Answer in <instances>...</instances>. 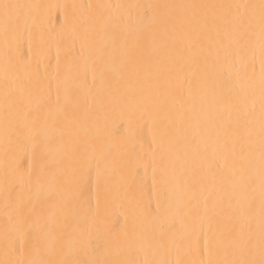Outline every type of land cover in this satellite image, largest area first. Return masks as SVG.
<instances>
[{
	"label": "snow or ice",
	"instance_id": "1",
	"mask_svg": "<svg viewBox=\"0 0 264 264\" xmlns=\"http://www.w3.org/2000/svg\"><path fill=\"white\" fill-rule=\"evenodd\" d=\"M0 264H264V0H0Z\"/></svg>",
	"mask_w": 264,
	"mask_h": 264
},
{
	"label": "bare ground",
	"instance_id": "2",
	"mask_svg": "<svg viewBox=\"0 0 264 264\" xmlns=\"http://www.w3.org/2000/svg\"><path fill=\"white\" fill-rule=\"evenodd\" d=\"M44 2H53V3H55V2H57V0H44ZM59 2L63 3V2H65V0H59ZM68 2H71V0H68ZM62 20H63V17L61 16L60 17V22H62ZM54 23H55V20H54Z\"/></svg>",
	"mask_w": 264,
	"mask_h": 264
}]
</instances>
